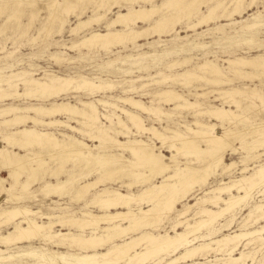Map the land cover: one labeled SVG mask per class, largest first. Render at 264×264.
Here are the masks:
<instances>
[{"label": "rangeland", "instance_id": "374dc122", "mask_svg": "<svg viewBox=\"0 0 264 264\" xmlns=\"http://www.w3.org/2000/svg\"><path fill=\"white\" fill-rule=\"evenodd\" d=\"M93 1L97 2L100 0H0V76H7L13 72L15 74L13 78L21 82L26 78H43L47 72H56L63 76H83L98 82L112 83L116 87L94 92L83 89L81 91L71 90L67 95H47L46 97L33 94L15 96L6 101H0V107L8 103L25 106L42 102L48 105L54 100H65L77 103L79 99L85 101L103 98L111 102H118L120 106L129 107L141 115L143 122L147 126H155L161 131H163V127L168 126L187 135H191L186 127L187 125L196 127L197 125L195 122L197 119L217 124L219 132H223L224 128L228 126L234 130L245 129L242 135L233 139L234 147L226 153V162L228 164L234 162L235 165L226 172H223L222 168H219L220 170L218 169L215 174L211 175L206 183L197 184L193 189V193L179 202L171 213L166 214L165 212H161L159 214V208L157 209L158 213L156 212L157 210H153L151 215L146 218L147 224L149 223L148 225L144 224L139 230L125 237H119L114 242L105 246L104 249L100 250L104 251L113 243L125 242L131 237H137L147 231L155 234L167 233L175 235L177 231L182 232L185 230V226L175 228V224H177L180 219H187L191 224L206 219L201 212V208L213 207L212 204L203 203L201 201L204 197L213 195L209 193L211 189L216 188L221 182L231 183L244 175L251 174L256 170L258 165L264 163V144L256 150H250L247 146L245 147L242 145L243 140L245 143H249L258 138L259 132H261L258 129H262V125L264 124V69H259L251 65H232L227 62L228 59L235 60L237 57H240L239 59H255L264 56V0H243L240 11L233 17L227 15L235 8V0H183V2H181L182 5L180 4L181 6L177 7H175V5L167 7L163 4L165 0H111L112 2H106V6L113 4L112 9L103 19L99 22H94L88 27L81 28L77 33L71 32V29L76 26L80 19L86 20L94 15L93 12L97 4H94ZM116 1L120 2V4L116 5ZM68 2L77 3V9L69 15L68 23L60 33L59 23L57 21H55L56 23L52 21L50 16L56 9V15L62 13L59 10H62V7ZM217 2H219L220 5L214 13L215 18L197 27H190L198 22L204 13L208 12L210 6L218 4ZM152 5H157L161 8L150 21H140L137 25H134V30L142 33L141 37L137 38L136 41L131 42L125 40L122 43L113 44L106 49L98 46L87 47L86 45H80L83 38L91 33V31H105L107 22L115 18L118 12L127 11L132 6L136 8H151ZM102 9L105 11L106 8L100 9V12L103 13L104 11ZM82 10L84 14L80 17L79 13ZM189 11L192 13L190 14ZM162 15L168 18V24L166 23V25L158 29L161 32H157L152 26L155 20ZM171 20L173 21L171 22ZM48 26L49 29H52L49 30ZM46 27L47 29H45ZM118 28L123 29V26L121 25ZM71 45L74 46V48L71 47ZM165 52L167 55H164ZM139 54H142L140 62L136 59ZM130 56L135 58H131ZM173 61L178 63L174 66L175 68L172 67L170 69L167 65ZM204 62H213L217 64L224 73V75H221V78H223L225 82L223 81V83L216 84L208 81L205 78L208 74L197 69V66ZM186 71L196 72L202 77L194 78L191 83H184L185 80L183 78L177 81H162L165 74L177 75ZM251 74H255L256 78L252 77ZM130 86H134L136 89L133 91H126L125 88ZM231 88H239L245 91L240 95H236L235 98L228 97L222 93V90ZM166 89H173L182 93L190 101H195L197 99L199 102H202L204 106L213 104L215 106L234 110L235 113L245 115L247 119H244L245 121L235 119L233 123H229L228 120L222 121L217 118H209L207 114L196 115L195 113L197 111L194 108H174V102H158L156 94ZM18 90L23 92L27 90V87L21 84ZM197 92L208 93L199 97L196 96ZM254 92L255 94H253ZM126 96H134L137 99H141L147 105L159 106L165 112L171 113L172 116L148 114V112L142 109L133 108L128 102L122 100L117 101L119 97ZM235 99L239 100V104H241L239 107L234 103ZM98 106L101 112L108 113V111L114 110L117 114H121V111L114 107ZM123 117L127 120L125 115H123ZM58 118L63 120L67 119L64 115H60ZM102 120L106 124H110L107 119L103 118ZM71 124L79 125V122L72 120ZM129 125L133 124L129 122ZM38 126L40 127V125ZM53 131L60 137L63 132L72 133L69 128H56L53 129ZM134 131L136 130L134 129ZM211 132L215 133L216 129L215 132ZM75 135L79 138H83L91 145H99L98 141L90 140L83 134L75 133ZM119 137H121L122 140H126L122 134H120ZM137 138L144 139L148 142H156L158 146L161 145V142H158V140L153 138L150 139L149 133H139ZM199 138L200 137L196 138L198 145L200 144V147H207L208 142ZM177 145L181 146V143ZM236 147H240L241 149L239 148L240 150H238ZM16 150L23 155L25 154V151H20L18 148ZM36 150H41L40 160L39 158L34 161L29 159L26 163V166L37 168L35 182L28 188L22 189V183L26 181L29 174L27 170L24 169L22 172L12 167H4L3 170L0 171L2 177H7V182H5V184L9 189V193L0 194V207L16 204L27 205L32 210L40 209L48 215L63 213L66 215L77 214L80 216L84 211L102 214L107 210L102 208L99 203L89 202V200L93 198L96 190L104 188L119 189L123 193L138 195L143 191L144 187L160 184L165 180L164 175H158L156 172L151 173L150 169L145 167H139L137 168L138 171L136 170L138 173H145L149 178L147 183H142L144 180L143 177L136 180L134 177L127 175L126 172L113 171L112 169L115 168L113 164L109 165L110 167L106 166L102 168L93 162L90 166H86V161L74 160V156H71L73 153L65 150L64 152H57L56 149L50 147H44L43 149L37 148ZM93 152L96 154L121 153L122 157L123 155L130 157V152L128 150L126 151L115 147L110 149H100L96 147ZM157 152H162L169 157L177 153L176 150H171L169 146L158 148ZM260 152L263 154L255 156ZM177 154V157L172 159L169 163L170 168L167 173H173L172 171H174L178 165L183 167L184 165H188V161H193V163H191L193 167H198L201 172H205L203 170H205L208 165L205 161L208 159L204 157L197 159L195 153L190 155ZM30 155L32 156L33 154L28 153V156ZM107 168L110 169L108 170ZM244 168H247V170L243 171ZM72 173L74 176L71 182L72 185L70 184L68 186L69 188L67 187L59 191L60 193L57 192V194H55L56 192L50 195H45L43 192L41 193L40 190L42 186L46 184V181L57 183L59 180H66ZM101 174H104V180L102 178V181H100L96 187L88 191L86 195L77 197L82 184L98 179ZM110 174L111 176H107ZM128 182H134L131 189L127 187ZM135 186L138 187L134 189ZM260 188L261 187L254 188L247 201L233 208V211L230 210L222 214L213 223L205 225L199 231L191 233L189 236V240H191L190 243L183 247L180 253L201 244L211 242V246L200 250V253L197 252V255H194L192 258H188L189 260L191 259V261L182 259L178 264L198 262L204 260L206 257L216 259L222 256L225 258L228 252L213 249L217 247L216 240L236 232L240 233L251 229L254 230L264 225V217H259L262 211H254L253 215H250V212L255 210L257 205L264 204V192L260 191ZM8 195H13L14 198L11 196L8 197ZM6 198L9 199L5 200ZM129 207L138 212L141 209H150L153 207V203L141 202L140 204L137 200H133L128 207L121 208L120 210H127ZM110 211L115 212L117 210L112 209ZM184 211H186L185 214L180 215V213ZM161 216H163V220L160 222L158 219ZM44 218L45 219L37 217V220L48 221L46 217ZM55 219L56 218H52V220ZM245 223L248 225H245ZM122 224L125 225L126 221H123ZM155 224L157 226H155ZM10 228L11 225L0 224V230L3 234H6ZM55 229H62L63 231L70 230L67 226L63 227L59 225H56ZM78 230L79 228L74 227L72 232H79ZM85 231L89 234L91 229L87 228ZM235 242L233 243L235 244ZM248 244L250 246H248ZM236 245L237 248L233 252L234 256L238 257L243 251H250L249 255L242 260L240 264H264V241L262 240V236L255 235L244 237L237 241ZM142 248L143 246L139 247V250ZM4 249H6V254L17 253L25 249L44 250L46 252H85L84 249L76 246L62 247L46 242L41 238L33 240L31 243L18 244ZM254 253L256 254L254 255ZM176 256L177 254L173 252L160 254L149 259L147 261L148 263L146 262L145 264H168ZM253 258L254 260H252ZM33 260L32 257L24 255L14 257L10 259V261L0 262V264H30ZM215 263L224 264L225 261L220 260L215 261ZM121 264L126 263L123 262Z\"/></svg>", "mask_w": 264, "mask_h": 264}, {"label": "bare ground", "instance_id": "6f19581e", "mask_svg": "<svg viewBox=\"0 0 264 264\" xmlns=\"http://www.w3.org/2000/svg\"><path fill=\"white\" fill-rule=\"evenodd\" d=\"M107 1L111 0H100L97 2L93 1L94 4H97V7L93 12L94 15L86 20H81L79 18V22L76 24V26H74V28L71 29V32L77 33L81 28L88 27L94 22H99L101 19H103L112 9L113 5L106 6ZM181 2H183V0H165L163 4L167 7L174 5L177 7L182 5ZM242 2L243 0H235V8H233V10L230 11L227 16H235V14L240 11ZM115 3L116 5L120 4V2L117 1ZM217 3L218 4L216 5L210 6L208 12L204 13L198 22L194 23L190 27H197L203 23L205 24V22L208 23V21L215 18L214 13L220 5L219 2ZM77 5L78 4L75 2H68L64 7H62V10H59L62 12H58L59 15H56L57 9L56 11L54 10V12L51 10L52 13L50 18L52 21H57L59 23L58 25L60 26V33L64 26L68 23L69 15L77 9ZM101 8H106L105 11L102 9L104 11L103 13L100 12ZM160 8L161 7L157 5H152L151 8H136L132 6L127 11L118 12L115 18L107 22L105 31H91V33L83 38L80 45H86L87 47L98 46L106 49L111 47L113 44H119L125 40H129L131 42L136 41L137 38L141 37L142 33L135 31L134 25H137L140 21H150L154 16H156ZM191 11H189L190 14L192 13ZM83 14L84 11L82 10L79 13V16L81 17ZM167 20L168 18L165 15L158 17V19L155 20L152 28H154V30L157 32H161L158 29L166 25ZM173 20H171V22ZM121 25L123 26V29L118 28ZM45 29H47V27ZM51 29L52 28L49 30ZM71 47L74 48L72 45ZM164 55H167V53L165 52ZM137 57L136 59H138L140 62L142 54H139V56L137 55ZM239 58L237 57L235 60L228 59L227 62L232 65H251L259 69H264V56H260L255 59ZM177 63L178 62L176 61L170 62L168 63L167 67H170L171 69L172 67L176 66ZM197 69L208 74V76H205V78L212 83L218 84L221 82L223 83L224 81V79L221 78V75H224V73L222 72L221 68L213 62L201 63L197 66ZM13 76H15L13 72L7 76H0L1 102L14 98L15 96H27L33 94L46 97L47 95H67L71 90L81 91L83 89L94 92L102 91L103 89H113L116 87L112 83L98 82L83 76H63L56 72H47L43 78H26L21 82H19L17 79L15 80ZM251 76L255 77V74H251ZM200 77L202 76L196 72L186 71L177 75L165 74V77L162 79V81H177L183 78L185 80L184 83H191L194 78ZM21 84L25 85L27 90L23 92L19 91L18 87ZM125 89L126 91H133L136 88L134 86H130ZM244 91L245 90L239 88H231L228 90H222V93L228 97L235 98L236 95H240L244 93ZM255 92L253 94H255ZM207 93L208 92H197L196 96L201 97ZM156 96L158 97V102H174V108L177 109L194 108L197 111L195 113L196 115L207 114L209 118H217L222 121L228 120L229 123H233L235 119H247L245 115L235 113L234 110L226 109L225 107H219L213 104H207L204 106L203 103L199 102L197 99L195 101H190L182 93H179L173 89L163 90L157 93ZM118 100L128 102L133 108L142 109L143 111L148 112V114L172 116L171 113L165 112L159 106L147 105L141 99H137L134 96L119 97L117 101ZM234 103L237 105V107L241 105L239 104V100L236 99L234 100ZM98 105H103L104 107H114L121 111V114H117L114 110L108 111V113L101 112ZM60 115H64V117L67 119L63 120L58 118ZM123 115H125L127 120L124 119ZM103 118L107 119L110 124L103 122ZM72 120L78 121L79 125L71 124ZM129 122H131L133 125H129ZM195 124L197 125L196 127H191L188 125L186 127L191 135H187L168 126L163 127V131H161L155 126H147L143 122L141 115L129 107L120 106L118 105V102H111L103 98L85 101L79 99L77 103H72L65 100H54L48 105L42 102L25 106L8 103L5 106L0 107V171H2L4 167H12L13 169L22 172L24 169L27 170L29 174L26 181L22 183V189H26L31 186L37 177V168L26 166V163L29 161V159L34 161L39 158L40 160L41 150L37 151L36 149H43L44 147L54 148L57 152H64L65 150L67 152L73 153L71 156H74V160L86 161V166H90V164L93 162L102 168L113 164L115 167L112 169L113 171L123 173L126 172L127 175L134 177L136 180L143 177L144 180L142 183H147L149 178L145 173L137 172V168L139 167L149 168L151 173L156 172V174L164 175L165 177V180L162 183L148 185L147 187H144L143 191L138 195L123 193L119 189L104 188L101 190H96L93 198L89 200V202L99 203L102 208L107 210L102 214L84 211L80 216L77 214L66 215L63 213L48 215L40 209L32 210L27 205L16 204L12 206L0 207V224L8 226L11 225L10 230L6 234H3L0 230V262L10 261V259L14 257L27 255L34 259L30 264H121L123 262L126 264H145L153 257H156L160 254L173 252L174 254H177V256L174 257L168 264H178L180 260L186 259L187 261L188 258H192L194 255H197V252L200 253V250L210 247L211 242L207 244H201L191 249H186L185 252L180 253L181 249L190 243L191 240H189V236L191 233L199 231L203 226L213 223L222 214L230 210L233 211V208L245 203L254 188L261 187L260 191L264 192V163L258 165L256 170L251 174L244 175L243 177L234 180L231 183L221 182V184L216 188L211 189L209 193H212L213 195L204 197V199L201 201L203 203H210L213 207L201 208V212L203 213V216L206 217V219H202L195 224H191L187 219H180L178 223L175 224V228L185 226L184 231H177L175 235H170L167 233L155 234L153 232L147 231L137 237H131L125 242L113 243L106 250L100 251L119 237H125L128 234L139 230L144 224L148 225L149 223L147 224L146 218L151 215L153 210H157L159 208V214L161 212H165L166 214L171 213L179 202L183 201L193 193V189L197 186V184L200 185L206 183L210 176L215 174L219 168H222V171L226 172L233 165H235L234 162L230 164L226 162V153L227 151L233 149V139L235 137L237 138L239 135H242L244 132L243 130L245 129L234 130L228 126L224 128L223 132H219L218 125L215 123L197 119ZM38 125H40V127ZM132 127L136 131H134ZM263 127L264 124L262 125V129ZM56 128H69L72 133L63 132L60 137L55 133V131H53V129ZM262 129H258L261 131L259 132L258 138L249 143H245L243 140L242 145L245 147L247 146V148L250 150L259 149L264 144V129ZM211 131H214L215 133H212ZM75 133L83 134L90 140L98 141L99 145H91L83 138L76 136ZM139 133H149L150 139L153 138L158 140V142H161V145L158 146L156 142H148L144 139L137 138ZM120 134L124 135L126 140H122L121 137H119ZM197 137L207 141L208 146L200 147V144L198 145L197 143ZM178 143H181V146H178ZM165 146H169V148L171 150L173 149V151L176 150L177 153L184 155L195 153L197 159L202 157L208 159L205 161L208 163L205 170H203L205 172H201L198 167H193L191 165L193 161H188V165H184V167L178 165L174 171H172L173 173H167L170 168L169 163L172 159L177 157V153H174L169 157L162 152H157L158 148ZM96 147L100 149H110L115 147L126 151L128 150L130 152V157H126L124 155L122 157L121 153L96 154L93 152ZM240 147H236V149L240 150ZM17 148L20 151H25V154L23 155L19 153L16 150ZM28 153H32L33 155L28 156ZM263 153H257L255 156H259ZM107 169L109 170L110 168ZM245 170H247V168L243 169V171ZM73 176L74 174L72 173L66 178V180H59L57 183L46 181V184L42 186L40 191L45 195H50L55 192V194H57V192L66 189L71 184ZM103 176L104 174H101L98 179L82 184L81 190L78 191L79 193L77 194V197L86 195L88 191H90L93 187H96L98 183L102 181ZM107 176H111V174ZM5 182H7V177H2L0 174V194L9 193L8 186L5 184ZM133 184L134 182H128V189H131ZM9 196L14 198L13 195H8V197ZM8 199L9 198H6L5 200ZM133 200H137L140 202V204L141 202H152L153 207L147 210L141 209L138 212L132 210L130 207L127 210H120L121 208L128 207L131 201L133 202ZM263 206L264 204L257 205L255 210L250 212V215L252 216L254 211H262L259 217H264ZM112 209L117 211L111 212L110 210ZM186 211L180 213V215H184ZM156 212L158 213V210ZM35 216L42 219H45L44 217H46L48 221H38L37 217ZM162 217L163 216H161L158 221L161 222V220H163ZM52 218L56 219L52 220ZM123 221H126L125 225L122 224ZM156 224L155 226H157ZM56 225L63 227L67 226L70 230H56ZM245 225L248 224L245 223ZM74 227L79 228V232H72ZM87 228L91 229L89 234H87L85 231ZM263 234L264 225L255 228L254 230L251 229L245 232H236L234 234L224 236L223 238L215 241L217 243V247L213 249H216L217 251L228 252L225 258L222 256L217 257L216 259H210L206 257L202 261L188 264H216L215 261L220 260H224V264H240V262L249 255L250 251H243L238 257L234 256L233 252L237 248V241L243 239L244 237L255 235L262 236V240L264 241ZM38 238L62 247L76 246L84 249L85 252H46L44 250L37 249H25L20 252L10 254H6L5 252L6 249L4 248H9L18 244L31 243L33 240ZM233 242H235V244ZM142 246L143 248L139 250V247ZM248 246L250 245L248 244ZM255 254L256 253H254V255ZM252 260H254V258ZM189 261H191V259Z\"/></svg>", "mask_w": 264, "mask_h": 264}, {"label": "crops", "instance_id": "0c3cea01", "mask_svg": "<svg viewBox=\"0 0 264 264\" xmlns=\"http://www.w3.org/2000/svg\"><path fill=\"white\" fill-rule=\"evenodd\" d=\"M168 152H169V151H168ZM169 153H170V152H169ZM136 187H138V186H135L134 189H136ZM139 187H140V186H139Z\"/></svg>", "mask_w": 264, "mask_h": 264}]
</instances>
